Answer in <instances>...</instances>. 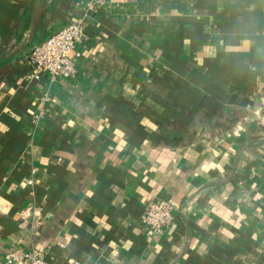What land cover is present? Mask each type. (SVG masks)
<instances>
[{"label": "crops", "instance_id": "crops-1", "mask_svg": "<svg viewBox=\"0 0 264 264\" xmlns=\"http://www.w3.org/2000/svg\"><path fill=\"white\" fill-rule=\"evenodd\" d=\"M84 3L0 0V264H264V0H108L75 76L28 79ZM206 96L247 114L162 145ZM156 197L173 221L148 236Z\"/></svg>", "mask_w": 264, "mask_h": 264}, {"label": "built area", "instance_id": "built-area-1", "mask_svg": "<svg viewBox=\"0 0 264 264\" xmlns=\"http://www.w3.org/2000/svg\"><path fill=\"white\" fill-rule=\"evenodd\" d=\"M108 0H85L83 11L76 13L64 27L44 41L35 44L28 54V79L41 81L47 75L51 79L70 78L77 72L76 62L82 56L80 45L86 37L90 12L107 5ZM30 184L32 179L28 180ZM173 203L164 197L148 201L142 215V223L148 236L165 231L173 221ZM2 264H48L44 251L11 252Z\"/></svg>", "mask_w": 264, "mask_h": 264}, {"label": "trees", "instance_id": "trees-1", "mask_svg": "<svg viewBox=\"0 0 264 264\" xmlns=\"http://www.w3.org/2000/svg\"><path fill=\"white\" fill-rule=\"evenodd\" d=\"M187 123L172 121L171 124H159L162 135L161 144L167 147H183L193 143L198 132L207 128L212 136H220L231 131L247 111L240 107L228 106L218 99L206 96L196 111H186Z\"/></svg>", "mask_w": 264, "mask_h": 264}]
</instances>
